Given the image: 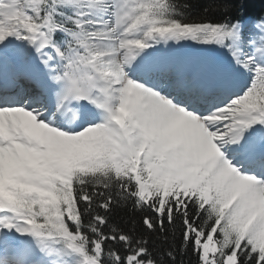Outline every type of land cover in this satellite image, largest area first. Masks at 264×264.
I'll list each match as a JSON object with an SVG mask.
<instances>
[{"label": "snow or ice", "instance_id": "6c2138e0", "mask_svg": "<svg viewBox=\"0 0 264 264\" xmlns=\"http://www.w3.org/2000/svg\"><path fill=\"white\" fill-rule=\"evenodd\" d=\"M248 3L0 0V264H264Z\"/></svg>", "mask_w": 264, "mask_h": 264}, {"label": "trees", "instance_id": "16d2710c", "mask_svg": "<svg viewBox=\"0 0 264 264\" xmlns=\"http://www.w3.org/2000/svg\"><path fill=\"white\" fill-rule=\"evenodd\" d=\"M192 3L206 4L208 0H191ZM249 14L257 15L264 12V0H249L247 5ZM216 15H219L217 13Z\"/></svg>", "mask_w": 264, "mask_h": 264}]
</instances>
